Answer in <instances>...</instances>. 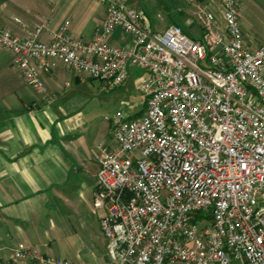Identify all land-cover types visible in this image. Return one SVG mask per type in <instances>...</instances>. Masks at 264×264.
<instances>
[{
	"label": "built area",
	"instance_id": "2783aa9c",
	"mask_svg": "<svg viewBox=\"0 0 264 264\" xmlns=\"http://www.w3.org/2000/svg\"><path fill=\"white\" fill-rule=\"evenodd\" d=\"M97 1L106 16L91 41L66 22L49 41L44 27L25 38L0 27V47L37 90L59 64L106 91L143 70V114L117 113L99 157L93 204L108 264H264V45L246 47L241 0H221V22L199 5L198 37L151 30L131 0ZM117 29L126 44L111 42ZM13 257L74 264L24 243Z\"/></svg>",
	"mask_w": 264,
	"mask_h": 264
},
{
	"label": "crops",
	"instance_id": "0c3cea01",
	"mask_svg": "<svg viewBox=\"0 0 264 264\" xmlns=\"http://www.w3.org/2000/svg\"><path fill=\"white\" fill-rule=\"evenodd\" d=\"M219 11L221 22V5ZM105 16L97 0H0V27L20 38L27 29L44 27L40 39L49 41L70 22L71 38L91 41ZM240 16L246 47L264 45V0H241ZM126 41L121 29L111 38L116 45ZM13 59L0 47V264H35L14 259L20 243L74 264H108L102 213L93 200L100 152L114 145L113 118L97 116L88 90L98 81L103 93L114 92L137 77L136 82L143 70L131 69L122 87L106 91L100 80L69 73L59 64L37 90Z\"/></svg>",
	"mask_w": 264,
	"mask_h": 264
},
{
	"label": "rangeland",
	"instance_id": "374dc122",
	"mask_svg": "<svg viewBox=\"0 0 264 264\" xmlns=\"http://www.w3.org/2000/svg\"><path fill=\"white\" fill-rule=\"evenodd\" d=\"M131 4L142 11L148 27L154 31H164L171 25L180 24L188 32L199 35V5L213 10L221 17V0H194V3L188 0H131ZM136 79L129 80L123 88L111 93H103L99 89L100 83L93 82V90L89 88L88 92L94 96L95 112L101 120L112 119L119 112L133 116L144 110L145 97L136 88L135 84L140 78L135 82Z\"/></svg>",
	"mask_w": 264,
	"mask_h": 264
},
{
	"label": "trees",
	"instance_id": "16d2710c",
	"mask_svg": "<svg viewBox=\"0 0 264 264\" xmlns=\"http://www.w3.org/2000/svg\"><path fill=\"white\" fill-rule=\"evenodd\" d=\"M200 2H204L205 0H199ZM175 25H178V26H180L181 28H182V30L186 33V34H189L190 35V33L186 30V28L185 27H183L182 25H180V24H175Z\"/></svg>",
	"mask_w": 264,
	"mask_h": 264
}]
</instances>
